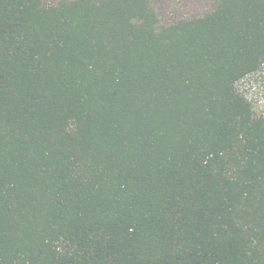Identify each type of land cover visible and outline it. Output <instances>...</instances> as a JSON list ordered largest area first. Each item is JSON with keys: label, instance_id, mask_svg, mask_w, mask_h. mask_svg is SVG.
I'll list each match as a JSON object with an SVG mask.
<instances>
[{"label": "trees", "instance_id": "1", "mask_svg": "<svg viewBox=\"0 0 264 264\" xmlns=\"http://www.w3.org/2000/svg\"><path fill=\"white\" fill-rule=\"evenodd\" d=\"M249 88L264 0H0V264H264Z\"/></svg>", "mask_w": 264, "mask_h": 264}, {"label": "rangeland", "instance_id": "2", "mask_svg": "<svg viewBox=\"0 0 264 264\" xmlns=\"http://www.w3.org/2000/svg\"><path fill=\"white\" fill-rule=\"evenodd\" d=\"M54 1V0H49ZM161 23L170 22L182 16L200 14L209 8L211 0H153ZM248 88V86H247ZM249 88V93L264 102V91Z\"/></svg>", "mask_w": 264, "mask_h": 264}]
</instances>
